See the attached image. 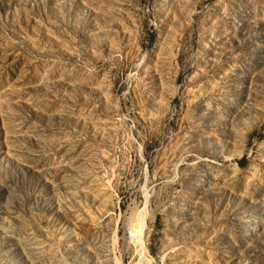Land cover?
Returning a JSON list of instances; mask_svg holds the SVG:
<instances>
[{"label": "rangeland", "instance_id": "obj_1", "mask_svg": "<svg viewBox=\"0 0 264 264\" xmlns=\"http://www.w3.org/2000/svg\"><path fill=\"white\" fill-rule=\"evenodd\" d=\"M0 264H264V0H0Z\"/></svg>", "mask_w": 264, "mask_h": 264}, {"label": "bare ground", "instance_id": "obj_2", "mask_svg": "<svg viewBox=\"0 0 264 264\" xmlns=\"http://www.w3.org/2000/svg\"><path fill=\"white\" fill-rule=\"evenodd\" d=\"M141 221V220H140ZM142 223H143V221H142ZM141 225V224H140ZM142 226V225H141ZM140 228V227H139ZM142 229V228H141ZM144 229V228H143ZM139 230V229H138ZM141 231V230H140ZM139 234H140V232H139ZM139 234H138V236H139ZM138 239V238H137ZM140 240H141V237L139 238ZM139 239H138V241H139ZM144 242V241H143ZM142 244V243H141Z\"/></svg>", "mask_w": 264, "mask_h": 264}]
</instances>
